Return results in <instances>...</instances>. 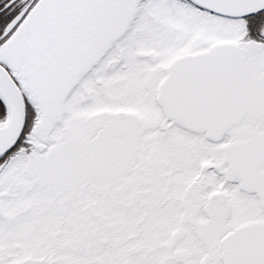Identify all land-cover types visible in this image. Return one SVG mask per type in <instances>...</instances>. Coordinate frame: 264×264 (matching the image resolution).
<instances>
[{
  "label": "snow or ice",
  "instance_id": "obj_1",
  "mask_svg": "<svg viewBox=\"0 0 264 264\" xmlns=\"http://www.w3.org/2000/svg\"><path fill=\"white\" fill-rule=\"evenodd\" d=\"M0 264H264V0H0Z\"/></svg>",
  "mask_w": 264,
  "mask_h": 264
}]
</instances>
